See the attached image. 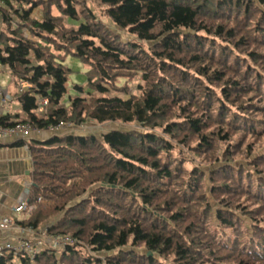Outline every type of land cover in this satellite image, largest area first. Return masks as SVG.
I'll use <instances>...</instances> for the list:
<instances>
[{
  "label": "trees",
  "instance_id": "trees-1",
  "mask_svg": "<svg viewBox=\"0 0 264 264\" xmlns=\"http://www.w3.org/2000/svg\"><path fill=\"white\" fill-rule=\"evenodd\" d=\"M14 1L27 10H1L0 65L29 87L0 124L138 128L30 141L20 225L60 217L50 234L76 243L0 264H264V0H94L128 41L83 0ZM69 57L87 91L66 101ZM136 77L138 95L117 87Z\"/></svg>",
  "mask_w": 264,
  "mask_h": 264
},
{
  "label": "crops",
  "instance_id": "crops-1",
  "mask_svg": "<svg viewBox=\"0 0 264 264\" xmlns=\"http://www.w3.org/2000/svg\"><path fill=\"white\" fill-rule=\"evenodd\" d=\"M9 1L15 10L21 11L23 8L27 10L26 6H20L14 0ZM2 9L7 10V5ZM2 9H0V35L5 28L4 19L1 14ZM35 11L32 13V18L38 19ZM12 18L13 28L17 29V19L15 16ZM24 34L26 37L30 36L27 29L24 30ZM73 61L75 63V60ZM78 77L83 85L86 82V77L84 75ZM0 91L4 93L2 96L0 95V104L4 102L5 94L11 96V101L5 104L3 116H10L13 120H17L16 118L22 114V106L16 96L20 92V86L17 87L11 69L3 65H0ZM75 93L77 92L75 91ZM69 129L71 130L68 131ZM69 129L56 134L50 130H39L34 132L28 141L14 136L0 137V221L5 217H9L15 223V227L12 229L0 230V243H16L20 239L36 238L39 230H42L45 226L48 228L52 227L60 218L51 220L38 230L30 229L31 231L23 232L20 230L19 225L29 220L31 214L26 212L16 214L14 208L19 199L24 195L26 183L33 184L32 173L34 171V162L29 149V142L32 140L44 142L51 139L54 135H77L76 132L80 127L71 126Z\"/></svg>",
  "mask_w": 264,
  "mask_h": 264
},
{
  "label": "built area",
  "instance_id": "built-area-1",
  "mask_svg": "<svg viewBox=\"0 0 264 264\" xmlns=\"http://www.w3.org/2000/svg\"><path fill=\"white\" fill-rule=\"evenodd\" d=\"M7 0H0V9L4 8ZM29 87L28 84L22 83L20 91L24 88ZM4 94L0 91V95ZM11 101V96L8 94L4 95V104H0V117H3L4 107L7 102ZM46 100H41L40 112L43 113L47 106ZM73 125L60 124L55 127H51L48 130L54 134L64 131L65 128H69ZM66 128V129H67ZM39 130L33 129L30 125L17 123L13 127H5L0 124V137L14 136L23 140L28 141L31 135ZM33 184L26 183L24 195L19 199L17 205L14 208L16 214L29 213L31 214L36 210V205H29V197L31 195ZM42 202V198L38 199V203ZM15 227V223L9 217H5L0 221V230H9ZM20 230L23 232L31 231L30 229L23 228L19 225ZM50 244L52 250H64L65 248L72 246L76 241L71 236H53L49 235L48 229L39 230L37 237L33 239H20L16 243H0V258H7L11 256L14 261H17L19 256L24 254L28 255L31 259H35L47 246Z\"/></svg>",
  "mask_w": 264,
  "mask_h": 264
},
{
  "label": "rangeland",
  "instance_id": "rangeland-1",
  "mask_svg": "<svg viewBox=\"0 0 264 264\" xmlns=\"http://www.w3.org/2000/svg\"><path fill=\"white\" fill-rule=\"evenodd\" d=\"M83 1H85L86 4L91 9H93L95 11L96 14L101 16L102 21H104L106 24H108L110 27H112V29H114L115 32L120 34L125 41L133 39V37L131 35H129L126 31L116 28L115 26H113V24L111 23V21L109 19H107L105 16H102V14H101L102 9L98 8V6L95 4L94 0H83ZM35 14L39 20L42 19L43 14H42L41 8H37L35 11ZM73 60H75V63ZM66 62H67V65L74 72L73 75L71 76V82L69 85V87H70L69 94L66 97V101H68L70 99V97H74V96L78 95L74 91V88H76L75 85H80V86L82 85L78 76L84 75L86 77L85 73L88 71V68L82 62H80V60L74 59L72 57L67 58ZM141 84H143V83H142V79L140 77H136L134 79H122V80L119 79L117 82V87L120 90L124 87H128L130 89L131 93L138 95L139 92L137 91V87ZM84 85L85 84H83V87H85L84 89H85V91H87V87ZM117 94H119L121 96H125V94H127V93L118 92ZM128 95H130V93H128ZM125 97H127V96H125ZM79 127H80V129H78L76 132L77 135H81V136L96 135L98 137H100L102 134H106V133L111 132V131H127L130 129H137L138 128L136 125H125L122 123H107L104 125H99L93 121H90L86 124H82ZM67 129H69V128H67ZM70 130L71 129H69L68 131H70ZM81 200H78V201H81ZM45 229H48L49 235H53V234H50V231H49L50 227L48 228L45 226L42 230H45ZM53 236H57V235H53ZM45 249H51V246L49 243H47V246L45 247ZM53 251H56L55 253H57V255L60 257V254L62 253V249L53 250Z\"/></svg>",
  "mask_w": 264,
  "mask_h": 264
}]
</instances>
